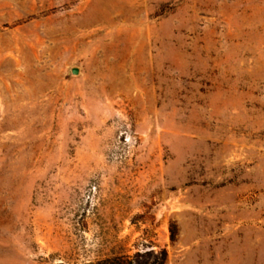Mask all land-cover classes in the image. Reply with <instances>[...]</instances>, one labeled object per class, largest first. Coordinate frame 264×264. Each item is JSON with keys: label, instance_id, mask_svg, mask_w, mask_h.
Wrapping results in <instances>:
<instances>
[{"label": "rangeland", "instance_id": "1", "mask_svg": "<svg viewBox=\"0 0 264 264\" xmlns=\"http://www.w3.org/2000/svg\"><path fill=\"white\" fill-rule=\"evenodd\" d=\"M160 250L264 264V0H0V264Z\"/></svg>", "mask_w": 264, "mask_h": 264}, {"label": "trees", "instance_id": "2", "mask_svg": "<svg viewBox=\"0 0 264 264\" xmlns=\"http://www.w3.org/2000/svg\"><path fill=\"white\" fill-rule=\"evenodd\" d=\"M147 256H152L153 261H151L150 264H164L165 262V252L163 250H160L156 254H147ZM126 258L124 257H116L111 259H104L102 261H98L95 263H88V264H147V261H141V262H134L126 261Z\"/></svg>", "mask_w": 264, "mask_h": 264}, {"label": "water", "instance_id": "3", "mask_svg": "<svg viewBox=\"0 0 264 264\" xmlns=\"http://www.w3.org/2000/svg\"><path fill=\"white\" fill-rule=\"evenodd\" d=\"M69 72H70V74L72 75V76H74V75H76L77 74V72H78V70H77V68H70L69 69Z\"/></svg>", "mask_w": 264, "mask_h": 264}]
</instances>
